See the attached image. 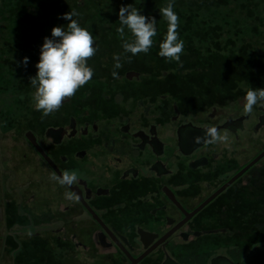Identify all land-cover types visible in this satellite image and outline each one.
<instances>
[{"label":"flooded vegetation","instance_id":"1","mask_svg":"<svg viewBox=\"0 0 264 264\" xmlns=\"http://www.w3.org/2000/svg\"><path fill=\"white\" fill-rule=\"evenodd\" d=\"M21 4L0 0V264H264V105L140 55L42 118L30 79L52 35ZM211 126L228 141L193 142ZM66 170L71 187L50 179Z\"/></svg>","mask_w":264,"mask_h":264},{"label":"rangeland","instance_id":"2","mask_svg":"<svg viewBox=\"0 0 264 264\" xmlns=\"http://www.w3.org/2000/svg\"><path fill=\"white\" fill-rule=\"evenodd\" d=\"M28 1L21 0L20 11H18L17 5L13 6L11 14L17 10L16 16L25 21L29 20L28 17L32 15L33 20L41 23V29L38 32L41 34L51 33L52 28L58 27L60 22H64L66 28V23L69 21L63 19V15L71 10L79 13V16L73 18L78 20L81 27L93 34L95 38L94 47L98 48L96 54L88 60V66L94 71L112 69L115 62L113 56L116 54H121L122 64L139 68L141 62L137 57L141 55L148 64L157 62L158 68L162 71L178 72L176 76L184 77L186 71H191L190 76H195L199 93L203 91L204 93L214 92L222 96L224 100L230 99L229 97L232 95L247 93V91L238 92L237 79L244 76L248 79L246 72L249 69L255 71L251 78L255 85L264 87L263 38L261 40L250 38V33L248 31L243 32L242 27L238 26V21L229 23V25L223 24L225 27L209 26L207 29L205 25L208 26L209 23L204 21L201 23V20L200 23H196L201 15V10H208L211 5L213 8L216 6L220 8L226 19L233 16L235 19L240 15L236 11L237 8L246 10L249 7V10L251 9L250 6L259 7V4L256 5L253 0H175L174 11L179 16L178 32L184 43L183 54L180 57L182 66L176 61H167L158 54L159 44L167 32V25L161 27L156 23L157 35L153 38V46L147 54L140 53L132 56L130 63L127 62L126 57L132 54H124L122 44L124 40L132 41L131 32L125 27L123 39L117 32V28L121 27L118 13L122 6L131 5V7L138 9L141 15L149 19L153 17L157 19L161 16L159 10L165 7L169 0H32L30 12L24 8L26 7L25 2L28 3ZM239 1L243 4H239ZM263 6L264 2L261 3V7ZM192 12L196 16V20L193 21L191 17L188 18V14H192ZM250 14L257 17V21L254 23L258 29H262L264 32V13L257 10ZM219 24L221 23L214 25ZM238 33H244L246 38L238 41L239 38L235 36ZM45 37L46 35L43 38ZM21 52H25V46L22 47ZM250 54L257 55L255 61H250L252 58ZM205 79L206 82H203ZM179 84L180 86L187 85V83Z\"/></svg>","mask_w":264,"mask_h":264},{"label":"clouds","instance_id":"3","mask_svg":"<svg viewBox=\"0 0 264 264\" xmlns=\"http://www.w3.org/2000/svg\"><path fill=\"white\" fill-rule=\"evenodd\" d=\"M175 0H169L167 5L161 8L160 14L167 22V32L163 41L159 44V56L167 61H176L178 64L184 50L183 40L180 39L179 17L174 11ZM119 22L121 27L117 32L123 39L125 27L131 32L132 41L124 40L122 48L127 56V62H131L132 56L140 53L147 54L154 43L157 35L156 19L141 15L139 10L128 6L119 9ZM79 16L75 10L63 15V19L69 21L65 27H53L52 38L45 37L40 50V59L36 64L38 69L35 77L30 83L35 88L33 94L34 108L42 112V118L48 117L58 111L65 100L75 96L76 92L91 81L94 70L88 66V60L98 51L94 47L95 38L86 28L81 27L78 20L73 17ZM115 61L112 71L113 78H119L117 69L123 67L121 54L113 56ZM23 63H28L25 57ZM244 112L251 114L254 106L264 105V88L249 89L244 97ZM228 133L221 132L215 127H206L203 136H196L193 142L196 144L205 143L213 145L227 142ZM50 179L61 186L71 187L78 182V174L75 171H64L62 175L53 173ZM65 198L72 201L79 197L73 192H66Z\"/></svg>","mask_w":264,"mask_h":264},{"label":"trees","instance_id":"4","mask_svg":"<svg viewBox=\"0 0 264 264\" xmlns=\"http://www.w3.org/2000/svg\"><path fill=\"white\" fill-rule=\"evenodd\" d=\"M253 1H255L256 5L259 4V7L258 6H256V7L250 6L251 7V9H249L250 11L248 10L249 7L246 10L241 9V8H237L236 11L240 15L235 17V19H234V16L230 17V19H226L225 16L223 15L222 10H220V8H218L217 6L215 8H213L212 5L209 7L210 9H208V10H206V9L201 10V12H200L201 15L198 17L199 19L196 20V16L194 15L193 12H192V14L191 13L188 14V18L191 17L192 21L196 20V23H200V20H201V23L203 21L206 22L207 24L209 23L210 25H208V26L205 25L206 29L209 26L225 27L223 24L229 25V23L232 24V23H234V21H238V23H239L238 26L242 27L243 32L248 31L250 33V36H251L250 38H256L258 40H261L262 38L264 39V32L262 29L260 30L256 27V24L254 22L257 21V17H255V15L250 14V13H254L257 10L260 11V13H264V6L261 7V3H263L264 0H253ZM239 4H243V3L241 1H239ZM160 15H161L160 18H157L156 21L159 24V26L165 27L167 25V22L163 18L162 14H160ZM218 23H221V24L214 25V24H218ZM235 36H237L239 38L238 41H240L243 38H246V36H244V33L243 34L238 33V34H235ZM242 41H245V40H242ZM250 55L252 56L250 61L251 62L255 61L257 58V55H255V54H250ZM262 57L264 58V56H262ZM246 73H247L248 79H251L253 77L255 71L253 69H249L248 72H246Z\"/></svg>","mask_w":264,"mask_h":264}]
</instances>
